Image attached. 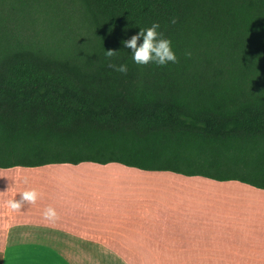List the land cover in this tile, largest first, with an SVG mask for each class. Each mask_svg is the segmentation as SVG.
Returning a JSON list of instances; mask_svg holds the SVG:
<instances>
[{"label":"trees","instance_id":"16d2710c","mask_svg":"<svg viewBox=\"0 0 264 264\" xmlns=\"http://www.w3.org/2000/svg\"><path fill=\"white\" fill-rule=\"evenodd\" d=\"M85 162L264 190V0H0V169Z\"/></svg>","mask_w":264,"mask_h":264},{"label":"crops","instance_id":"0c3cea01","mask_svg":"<svg viewBox=\"0 0 264 264\" xmlns=\"http://www.w3.org/2000/svg\"><path fill=\"white\" fill-rule=\"evenodd\" d=\"M0 264H264V190L119 163L0 169Z\"/></svg>","mask_w":264,"mask_h":264},{"label":"clouds","instance_id":"9594fccd","mask_svg":"<svg viewBox=\"0 0 264 264\" xmlns=\"http://www.w3.org/2000/svg\"><path fill=\"white\" fill-rule=\"evenodd\" d=\"M171 23H176V20L172 19ZM122 44L130 50L131 60L138 66L148 65L150 63L158 66H166L169 62L173 64L178 62L172 41L166 38L163 32L160 31V24L158 22H153L150 27L140 28L130 38L122 40ZM116 52L107 50L105 51V56L112 57ZM190 54V52L185 53V55ZM108 66L122 74L128 72V65L126 63L113 64L109 62ZM19 194V200L13 198L8 202L12 209L20 208L22 202L34 203L39 198V193L36 190H28L20 192ZM55 214V210L51 207L45 211V215L49 217H53Z\"/></svg>","mask_w":264,"mask_h":264}]
</instances>
